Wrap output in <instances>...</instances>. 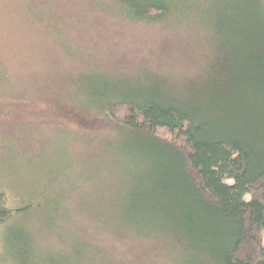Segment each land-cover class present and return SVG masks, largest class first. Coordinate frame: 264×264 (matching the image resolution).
I'll return each instance as SVG.
<instances>
[{
    "label": "rangeland",
    "instance_id": "rangeland-1",
    "mask_svg": "<svg viewBox=\"0 0 264 264\" xmlns=\"http://www.w3.org/2000/svg\"><path fill=\"white\" fill-rule=\"evenodd\" d=\"M172 1L167 19L133 21L113 0H0V193L25 209L0 224V264L164 263L101 229L132 231L120 204L136 160L81 107L92 84L152 73L177 85L204 70L218 0Z\"/></svg>",
    "mask_w": 264,
    "mask_h": 264
},
{
    "label": "trees",
    "instance_id": "trees-1",
    "mask_svg": "<svg viewBox=\"0 0 264 264\" xmlns=\"http://www.w3.org/2000/svg\"><path fill=\"white\" fill-rule=\"evenodd\" d=\"M113 1L133 21L175 11L172 0ZM215 7L210 56L196 77L92 84L81 107L106 119L115 150L136 160L120 204L132 231L101 229L156 249L163 264H264V0ZM23 211L0 193V224Z\"/></svg>",
    "mask_w": 264,
    "mask_h": 264
}]
</instances>
